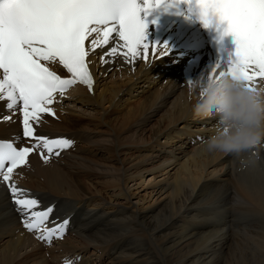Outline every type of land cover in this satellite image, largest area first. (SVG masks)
Returning <instances> with one entry per match:
<instances>
[{
	"label": "bare ground",
	"instance_id": "1",
	"mask_svg": "<svg viewBox=\"0 0 264 264\" xmlns=\"http://www.w3.org/2000/svg\"><path fill=\"white\" fill-rule=\"evenodd\" d=\"M101 51L90 57L92 93L76 87L37 128L75 145L48 163L34 152L13 175L43 205L55 202V220L72 214L67 234L36 241L0 184V264H227L233 250L236 264H264V147L243 167L231 153L205 151L215 121L193 114L186 82L198 75L184 77L159 52L101 65ZM13 120L0 119V138L19 134ZM87 146L108 155L95 165ZM86 171L99 187L80 179Z\"/></svg>",
	"mask_w": 264,
	"mask_h": 264
},
{
	"label": "snow or ice",
	"instance_id": "2",
	"mask_svg": "<svg viewBox=\"0 0 264 264\" xmlns=\"http://www.w3.org/2000/svg\"><path fill=\"white\" fill-rule=\"evenodd\" d=\"M178 2L144 0L143 9L147 15L148 9H167ZM195 6L205 24L212 17L226 21L225 31L232 33L235 43L234 58L222 57L223 63L212 72L242 79L250 88L264 85V0H195ZM140 12L137 0H0V104L12 113L0 119L17 122L13 116L18 113L28 141L27 146H17L18 137L0 139V184L23 227L46 244L65 235L69 218L53 220V207L18 186L13 175L29 165L34 152L48 163L72 147L71 139L49 137L37 128L45 114L55 116L57 96L63 97L71 86L81 84L93 91L90 57L97 50H102L101 65L116 59L134 65L138 58L147 61L157 52L166 54V44L145 42L146 22ZM186 83L191 93L190 81ZM209 119L218 124L216 117Z\"/></svg>",
	"mask_w": 264,
	"mask_h": 264
},
{
	"label": "clouds",
	"instance_id": "3",
	"mask_svg": "<svg viewBox=\"0 0 264 264\" xmlns=\"http://www.w3.org/2000/svg\"><path fill=\"white\" fill-rule=\"evenodd\" d=\"M189 81L194 116L218 120L203 149L231 153L242 167L252 164L257 146L264 142V85L250 88L242 79L218 71H204Z\"/></svg>",
	"mask_w": 264,
	"mask_h": 264
},
{
	"label": "rangeland",
	"instance_id": "4",
	"mask_svg": "<svg viewBox=\"0 0 264 264\" xmlns=\"http://www.w3.org/2000/svg\"><path fill=\"white\" fill-rule=\"evenodd\" d=\"M135 92V91H134ZM82 109H80L78 112H83V113H81V116L82 117H86L85 116V109H84V105H82V107H81ZM86 108V107H85ZM146 129V128H145ZM144 133H146V132H144ZM194 135H196V133L194 134ZM197 139H198V137H197ZM83 144V143H82ZM87 149L88 150H86V155H88V157L89 158H93V157H95V158H93V159H95L96 161H95V165L97 164V163H99L100 161H102V157H104L105 158V156L106 155H108V154H106L105 152H103V154H102V152H101V150H96V147H94V146H92V147H89V146H87ZM103 155V156H102ZM134 156V155H133ZM149 176H150V174H148L147 176H146V181L148 180L147 178H149ZM80 179L82 180V181H86V182H90V183H93V184H95L97 187H99V184H98V179L97 178H95L93 175H91V173H87V171L83 174V175H81L80 176ZM199 202V204H203L204 203V201H198ZM249 241H243V240H241V243H245L244 245H247V243H248ZM56 250V249H55ZM54 250V251H55ZM241 251H242V256H243V253H245V251H246V247L244 246H242V248H241ZM42 252H44L45 254H46V250L44 249V248H42ZM237 255H238V253H237V251H235V250H233L232 251V255H228L227 257H230L231 258V261L228 259V258H226L227 259V264H230L231 262H233V264H236L237 263ZM245 257V256H244ZM49 261H50V259H49ZM228 261H230V262H228ZM50 263H51V261H50ZM53 264H55V263H53Z\"/></svg>",
	"mask_w": 264,
	"mask_h": 264
}]
</instances>
